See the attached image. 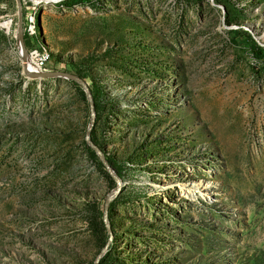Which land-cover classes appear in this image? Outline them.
<instances>
[{"label":"rangeland","instance_id":"rangeland-1","mask_svg":"<svg viewBox=\"0 0 264 264\" xmlns=\"http://www.w3.org/2000/svg\"><path fill=\"white\" fill-rule=\"evenodd\" d=\"M61 1L23 51L101 160L0 0V264H264V0Z\"/></svg>","mask_w":264,"mask_h":264},{"label":"water","instance_id":"water-1","mask_svg":"<svg viewBox=\"0 0 264 264\" xmlns=\"http://www.w3.org/2000/svg\"><path fill=\"white\" fill-rule=\"evenodd\" d=\"M16 3V8H17V21H16V27H15V37L17 40V44L19 46V48L22 50V52L20 53V60H21V70L22 73L26 76V77H44V76H48V77H63L66 79H70L73 82L77 83L78 85L81 86V88L83 89V91L86 94L87 100H88V104H89V109H90V122H89V126L87 128V130L85 131L84 134V138L88 144V146L94 151L96 152V154L98 155V158L101 160V157L98 153L97 148L88 140V134H89V129L93 123V111H92V103L90 100V95H89V91L86 87V84L83 82V80H81L80 78L72 75V74H68V73H62V72H39V73H32L29 71H26V65H25V53L23 51V45H22V34H21V16H20V7H19V0H15ZM107 172L112 174L111 169L105 164L103 163ZM115 183H116V189L110 194V196H108L105 199L104 202V209L106 208L107 203L112 199V197L118 192L119 189V181L116 177H114ZM103 218H105V215L103 214ZM108 241L105 243V245L103 246V248L101 249V251L98 253L97 258H100L104 252L106 251V248L108 246Z\"/></svg>","mask_w":264,"mask_h":264},{"label":"built area","instance_id":"built-area-1","mask_svg":"<svg viewBox=\"0 0 264 264\" xmlns=\"http://www.w3.org/2000/svg\"><path fill=\"white\" fill-rule=\"evenodd\" d=\"M24 34L32 39L34 35V25L32 18L29 17L25 21ZM49 60V52L47 50H40L36 48H27L25 50V63L29 64L35 71L43 72L44 66Z\"/></svg>","mask_w":264,"mask_h":264},{"label":"trees","instance_id":"trees-1","mask_svg":"<svg viewBox=\"0 0 264 264\" xmlns=\"http://www.w3.org/2000/svg\"><path fill=\"white\" fill-rule=\"evenodd\" d=\"M70 4H71V0H62L61 2H59V6H62V7H65V8H67V7H69L70 6ZM255 56L256 55H263L264 56V50H261L260 48H255Z\"/></svg>","mask_w":264,"mask_h":264},{"label":"bare ground","instance_id":"bare-ground-1","mask_svg":"<svg viewBox=\"0 0 264 264\" xmlns=\"http://www.w3.org/2000/svg\"><path fill=\"white\" fill-rule=\"evenodd\" d=\"M33 1L38 2V3L39 2L51 3V2H57V1H60V0H33ZM21 52H22V50H21ZM25 65H26V69H27L26 71H29V72H32V73H39L38 71H35L29 64L25 63Z\"/></svg>","mask_w":264,"mask_h":264}]
</instances>
